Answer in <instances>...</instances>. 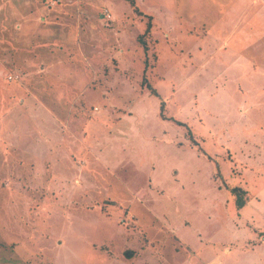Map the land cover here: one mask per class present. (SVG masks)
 <instances>
[{
    "label": "rangeland",
    "instance_id": "374dc122",
    "mask_svg": "<svg viewBox=\"0 0 264 264\" xmlns=\"http://www.w3.org/2000/svg\"><path fill=\"white\" fill-rule=\"evenodd\" d=\"M134 2L0 0V264H206L264 231V1Z\"/></svg>",
    "mask_w": 264,
    "mask_h": 264
},
{
    "label": "crops",
    "instance_id": "0c3cea01",
    "mask_svg": "<svg viewBox=\"0 0 264 264\" xmlns=\"http://www.w3.org/2000/svg\"><path fill=\"white\" fill-rule=\"evenodd\" d=\"M105 17V16H104ZM258 142V141H257ZM256 143V142H255ZM257 144V143H256ZM255 144V145H256ZM256 147V146H255ZM253 151V149L251 150ZM260 188L264 189V183L261 184ZM249 197H247L245 199V203L241 208H245V207H256L259 208L262 204L259 203L263 200H259V199H255L254 197H252V194H249ZM235 205V204H234ZM236 207V206H235ZM238 213H241L242 209H237ZM238 216H240L239 214H237ZM236 215V217H237ZM247 222L251 220H246ZM236 225L233 227L229 228H224L223 226H219V229L222 230H231V232H234V228L236 229ZM231 228V229H230ZM226 242V241H225ZM223 243L221 246V250L218 252V254H214V258L213 259H209V261L206 262V264H212L216 259H218V263L217 264H235L234 262L228 263L225 262V260L228 259V257L232 254H235L237 252H239L240 254H242L243 256L239 259L240 264H262L264 262V231H261L258 238H257V244H255V240L251 241L249 246L246 245V243H243V246H233L232 243ZM253 244H255L254 246H252ZM258 244H261L259 247H256ZM238 247V248H236ZM223 255V256H221ZM223 258V259H222Z\"/></svg>",
    "mask_w": 264,
    "mask_h": 264
},
{
    "label": "trees",
    "instance_id": "16d2710c",
    "mask_svg": "<svg viewBox=\"0 0 264 264\" xmlns=\"http://www.w3.org/2000/svg\"><path fill=\"white\" fill-rule=\"evenodd\" d=\"M129 2H130V4H131L132 6H135V2H134V0H129ZM137 12H138L139 14L141 13L140 11H137ZM149 26H151L150 21L147 22V26H146L145 31H144L143 34H147V33L149 32V31H148V30L150 29ZM143 34H142V35H143ZM138 38H139L140 42L142 43L144 50H146V49H147V46H146L145 41H144L142 38H140V37H138ZM153 93H154V92H153ZM154 94H155V93H154ZM155 95L158 96L157 93H156ZM177 123L180 124V125H185L183 122H180V121H177ZM189 136H190L189 138L194 142L193 144L196 145V141H195L194 139L191 138V135H190V134H189ZM198 148H199V147H198ZM229 192H230V194H231V197H233L234 204H235L236 208H237V209L241 208V207L244 205V203H245L246 190H245L244 188H242L241 186L233 185V186H230V188H229ZM123 254H124V256H125L126 258H129V257H131V256L134 254V251H133V250H125V251L123 252Z\"/></svg>",
    "mask_w": 264,
    "mask_h": 264
},
{
    "label": "built area",
    "instance_id": "2783aa9c",
    "mask_svg": "<svg viewBox=\"0 0 264 264\" xmlns=\"http://www.w3.org/2000/svg\"><path fill=\"white\" fill-rule=\"evenodd\" d=\"M264 1V0H263ZM103 15L105 18L109 19L110 18V13L107 10H104ZM13 77H17V75H14ZM9 78H12V76H9Z\"/></svg>",
    "mask_w": 264,
    "mask_h": 264
}]
</instances>
